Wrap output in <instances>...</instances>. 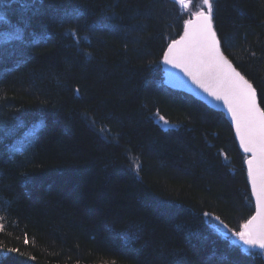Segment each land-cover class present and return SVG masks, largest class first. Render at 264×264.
Wrapping results in <instances>:
<instances>
[{
	"label": "trees",
	"instance_id": "1",
	"mask_svg": "<svg viewBox=\"0 0 264 264\" xmlns=\"http://www.w3.org/2000/svg\"><path fill=\"white\" fill-rule=\"evenodd\" d=\"M210 3L264 110V0ZM191 17L175 0H0V264H264L232 237L255 213L234 129L165 83Z\"/></svg>",
	"mask_w": 264,
	"mask_h": 264
},
{
	"label": "water",
	"instance_id": "2",
	"mask_svg": "<svg viewBox=\"0 0 264 264\" xmlns=\"http://www.w3.org/2000/svg\"><path fill=\"white\" fill-rule=\"evenodd\" d=\"M208 11L189 19L182 35L166 49L165 83L188 92L223 112L244 153L256 213L244 233L254 248L264 249V110L253 83L222 49Z\"/></svg>",
	"mask_w": 264,
	"mask_h": 264
},
{
	"label": "rangeland",
	"instance_id": "3",
	"mask_svg": "<svg viewBox=\"0 0 264 264\" xmlns=\"http://www.w3.org/2000/svg\"><path fill=\"white\" fill-rule=\"evenodd\" d=\"M183 9H185L189 15H194V14H197V13H201V12H204L206 11V1L205 0H175ZM198 2V4L196 3ZM162 123L164 125H166L165 123H167L165 120L162 121ZM221 227L223 229H221V231L225 232V227L223 225H221ZM238 234L240 233H233L232 237H237L238 239H236L239 244H241V246L245 249H249V245L246 241V238H245V241H243L241 235L239 236Z\"/></svg>",
	"mask_w": 264,
	"mask_h": 264
},
{
	"label": "bare ground",
	"instance_id": "4",
	"mask_svg": "<svg viewBox=\"0 0 264 264\" xmlns=\"http://www.w3.org/2000/svg\"><path fill=\"white\" fill-rule=\"evenodd\" d=\"M239 146H240V145H239ZM240 148H241V146H240ZM241 150H242V149H241ZM242 152H243V150H242ZM243 153H244V152H243ZM244 154L247 155L246 153H244ZM247 156H248V157H247V159H248V158H249V155H247ZM247 159H246V162H247ZM246 167H247V164H246ZM247 173H248V178H249V172H248V169H247ZM249 183H250V181H249ZM250 187H251V186H250ZM255 213H256V208H255ZM255 213H254V214H255ZM253 216H254V215H253ZM253 216H252V217H253ZM252 217H251V218H252Z\"/></svg>",
	"mask_w": 264,
	"mask_h": 264
}]
</instances>
